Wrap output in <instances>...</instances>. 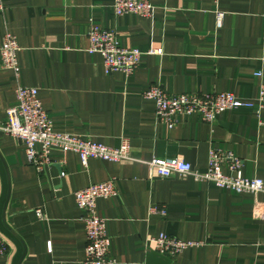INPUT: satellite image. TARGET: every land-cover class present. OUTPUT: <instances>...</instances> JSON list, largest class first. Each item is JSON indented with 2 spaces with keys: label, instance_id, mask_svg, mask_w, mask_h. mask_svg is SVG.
<instances>
[{
  "label": "crops",
  "instance_id": "crops-1",
  "mask_svg": "<svg viewBox=\"0 0 264 264\" xmlns=\"http://www.w3.org/2000/svg\"><path fill=\"white\" fill-rule=\"evenodd\" d=\"M149 1L152 14L142 17L114 16L113 0H1L0 43L8 32L19 48L18 77L0 68V124L16 103V84L33 86L54 131L110 147L127 138L131 157L88 158L83 167L75 152L53 148L55 162L37 172L22 142L0 131L7 180L1 218L22 246L17 264H78L85 231L73 192L109 178L116 194L98 198L96 210L116 264H144L158 234L197 243L170 257L172 264H264L261 194L189 174L148 178L143 163L178 156L203 172L208 150L217 147L240 158L243 175L264 179V108L258 115L254 107L223 110L212 123L180 115L168 127L143 96L158 83L172 93L232 92L254 101L264 82V0ZM216 11L224 13L220 27ZM91 23L113 30L121 46L163 52L143 54L129 75L106 74L101 56L87 51ZM8 249L0 264H11V241Z\"/></svg>",
  "mask_w": 264,
  "mask_h": 264
},
{
  "label": "built area",
  "instance_id": "built-area-1",
  "mask_svg": "<svg viewBox=\"0 0 264 264\" xmlns=\"http://www.w3.org/2000/svg\"><path fill=\"white\" fill-rule=\"evenodd\" d=\"M2 10L3 5L0 0V12ZM152 10L153 5L149 0H113L112 4L114 16L132 13L148 17L151 16ZM223 15L222 11L215 12L216 27L222 25ZM87 39V51L101 56L106 74L122 71L129 75L137 68L143 54L160 55L163 52L161 47L150 48L143 52L135 47L121 46L113 30L92 23L87 30ZM18 48L15 36L6 32L0 43V68L11 70L16 78ZM255 75L261 77V72L257 71ZM14 93L16 103L5 109L6 121L0 124V131L22 142L27 162L33 165L37 172H42L55 162L50 157L53 148L75 152L83 167L86 166L88 158L107 161L131 159L127 138H123L118 146L110 147L89 137L56 132L37 96L36 87L17 83ZM143 96L153 102L156 119L168 127H172L180 115L195 114L204 122L212 123L217 114L232 108L254 107L258 115L264 108V82L260 83L254 101L243 100L232 92L172 93L164 90L158 83L150 84L143 92ZM143 163L147 166L148 178L189 174L195 180L208 181L220 188L261 194V203L264 205V179L243 175L241 160L231 150L211 147L208 150L207 166L203 172L193 170L188 162L178 156H154L144 160ZM115 194L114 178L89 184L73 192L75 203L82 211L80 219L85 231L84 258L78 264H116L115 259L109 256L110 240L106 234L105 220L96 210L98 198H108ZM156 210L161 215L166 213L163 207ZM35 211L38 216L42 215L40 209ZM153 241V249L168 257L175 256L185 248L197 244L167 234H158ZM8 247L9 240L0 232V255L5 254L9 250Z\"/></svg>",
  "mask_w": 264,
  "mask_h": 264
},
{
  "label": "water",
  "instance_id": "water-1",
  "mask_svg": "<svg viewBox=\"0 0 264 264\" xmlns=\"http://www.w3.org/2000/svg\"><path fill=\"white\" fill-rule=\"evenodd\" d=\"M7 194V180L4 168L0 161V232L15 246V253L12 257L11 264H17L22 252V246L17 237L9 231L2 223V209ZM144 264H172V259L154 249L147 252Z\"/></svg>",
  "mask_w": 264,
  "mask_h": 264
}]
</instances>
